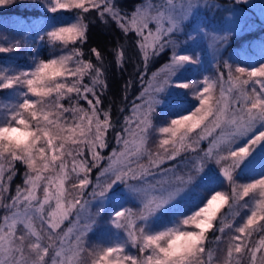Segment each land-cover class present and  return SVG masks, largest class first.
<instances>
[{
    "label": "snow or ice",
    "instance_id": "snow-or-ice-1",
    "mask_svg": "<svg viewBox=\"0 0 264 264\" xmlns=\"http://www.w3.org/2000/svg\"><path fill=\"white\" fill-rule=\"evenodd\" d=\"M14 2L0 0V6ZM199 2L146 0L128 13L114 0H52L49 8L52 12L71 9L81 12L77 23L48 32L46 38L49 43L60 41L67 46L77 40L85 41L87 24L81 13L96 9L102 20L107 14L125 34L135 33L145 68L166 48L172 49L173 54L171 63L165 64L147 81V87L137 98L141 103L133 104L131 115L124 117L119 130L118 122L111 118V109L100 107L108 85L101 70L104 63L102 53L95 47L90 49V53L95 55L98 64L85 62L81 58L84 53L73 48L67 54L49 60L55 65L54 73L42 78L46 65L40 62L35 71L21 73L0 84V89L15 85L27 88L22 103L4 109L6 118L0 124V129L12 133L7 143H0V209H3L0 264H86L85 256L91 259V264H218L213 245L219 247L224 242L226 229L231 231L227 233L226 255L222 264H241L242 256L248 258L249 264H264V223H259L264 221V178L248 184H240L235 179L241 163L264 142V131L254 135L246 146L234 147L239 140L253 134L258 125L264 124V67L248 71L233 69L223 63V68L228 70L227 76L218 69L215 78L175 84L177 88L189 90L197 106L160 129L172 137L179 133L174 142L169 139L159 141L161 147L171 143L170 148L164 147L163 152L153 154L148 147L153 133V116L161 102L160 94L173 86V77L183 64L196 62L190 56L176 54L177 45L172 35L180 30L181 22L188 18ZM119 47L117 63L123 66L125 53L123 45ZM11 50L0 48V52ZM62 77L72 79L58 82ZM37 81L39 87L36 86ZM131 86L132 81L129 80L125 91ZM217 89L219 95H215ZM29 93L40 99L32 103L28 99ZM53 94L54 98L45 99ZM65 99L68 100L67 106L61 103ZM81 100L87 103V109L81 106ZM123 110L120 109L121 112ZM201 125L200 132L190 135ZM24 126L36 135L26 151L19 147L21 143H28V138L22 136ZM110 130L114 131L113 139L119 149L107 157L109 163L97 176L91 196L103 200L115 185L123 184L139 199L140 208L124 209L112 219L113 226L126 234L127 245L136 249V254H129L125 246L89 248L86 243L96 218L93 215L85 217L91 201L83 199L84 190L92 183L91 169L99 167L104 159L98 149L107 147L106 134ZM209 137L208 148L201 149L200 142ZM85 149L91 159L86 157ZM188 152L195 155L192 157L194 174L189 173L187 179L179 175L176 168L155 171L165 160H175L181 153ZM145 157L147 164L142 163ZM187 159L179 161L177 167L179 164L187 167ZM17 161L25 168L23 183L16 186L13 196L8 197L6 193L16 176ZM211 162L219 167L230 192L216 191L204 207L184 219L185 231L195 239L187 249L170 251L173 249L171 238L177 230L148 235L142 223L183 193ZM149 176L159 178L149 180ZM66 184L70 185L69 189H66ZM250 194L253 195L248 205L245 198ZM218 201L235 205V208L229 207L234 217L246 207L249 214L239 227H233L226 218H221L217 229L219 235H215L205 247L206 233L213 228V220L219 210L213 205ZM73 213L72 226L58 231L63 221ZM188 226L198 231L190 230ZM253 234H258L257 240L251 239Z\"/></svg>",
    "mask_w": 264,
    "mask_h": 264
},
{
    "label": "trees",
    "instance_id": "trees-1",
    "mask_svg": "<svg viewBox=\"0 0 264 264\" xmlns=\"http://www.w3.org/2000/svg\"><path fill=\"white\" fill-rule=\"evenodd\" d=\"M114 2L120 9L131 13L137 5L144 4L146 0H114ZM157 2H162V0H157ZM263 2L264 0H200L195 10H193L195 12L181 22L180 30L172 35V39L175 40L177 45L175 49L176 53L178 50L190 47L188 31L191 27L190 24L196 21H201L205 25V32L209 35V45L206 44L207 53L196 58L197 64L193 67H180L173 77V86H169L160 94L159 99L161 102L156 107L153 116V133L148 145L149 150L153 151V154H155L154 149L160 146L159 138L155 145L150 143L154 139L158 127L163 125L165 121L173 119L176 115H181L180 112H184L187 108L197 106L196 101L191 96L192 94L185 92V89L175 87V84H179V81H192L195 77L200 78L204 71H208L216 77L218 69H222L225 76H227L228 70L223 68V63H227L233 69L243 68L248 71L264 67ZM51 6V0H15L14 3L0 6V48L13 49L11 51L0 52V65L30 68L31 65L35 66V64L42 61H49L52 53L59 51V47L67 53L73 48H79L84 53V56L81 58L85 62L90 61L93 64H98L99 62L96 60L95 55L90 53V49L95 47L102 53L104 63L101 70L105 73V83L108 85L107 91L101 97L102 104L100 107L111 109V118L113 122H118L117 130H119L123 124L124 117L131 115L133 104L141 103L137 98L141 95L144 88L147 87V81L152 79V74L159 72L165 64L171 62L172 49L166 48L158 56L153 57L145 68L143 58L139 54V45L135 33L130 32L125 34L107 14L102 20L96 9H90L88 13H81L82 17L85 18L84 23L87 24L85 41L81 42L77 40L75 44L70 42L67 46L57 41L50 46L46 34L55 28L69 24L75 19L78 20L79 13L81 12L79 9L52 12L49 10ZM234 11L238 12L237 14L242 21L235 26L234 30H231V28L227 30L225 24L234 14ZM219 38H221L219 42H215ZM120 45H123L122 50L125 53L123 66L117 63V52L121 50ZM205 64L207 68L199 70ZM141 76H143V80ZM129 80L132 81V86L125 91V85ZM85 82H89L87 78H85ZM250 87L251 85H249ZM3 91L4 89H0V100H4L7 97ZM215 95H219L218 89ZM61 103L67 106L68 100H62ZM80 104L87 109L88 106L85 101L81 100ZM122 108L124 110L121 112L120 109ZM65 115L67 116L68 114ZM202 127L203 125L191 135L200 132ZM261 131H264V124L258 125L253 134L239 140L234 147L239 149L246 146L254 135ZM113 136L114 131L111 130L106 134L108 140L107 147L98 149L104 159L100 161L99 167L91 169L89 175L92 183L84 190L83 199L91 201L85 217L93 215L96 218L94 227L89 232L93 234L97 232H94L96 228L111 229L109 219L112 211L116 208L123 207V209L131 208L135 210L141 207L139 199L126 189L123 184L115 185L103 200H99V197L93 199L91 196L97 176L109 163L107 157L111 155L113 150L119 149ZM209 139L211 137L200 142L201 149L206 150L208 148ZM167 147L170 148L171 144L167 145ZM85 155L88 159H91L87 155L86 149ZM194 155L191 152L181 153L175 160H165L159 166V169H155V171L159 172L166 168H176L177 173L187 179V175L193 173L192 157ZM185 157L188 158L186 161L188 166L179 164L177 167L178 162L185 160ZM147 162V157H145L142 163L147 164ZM16 168V176L10 182L9 190L6 193L8 197L13 196L16 186L23 183L24 165L17 161ZM158 178L153 176L148 177L149 180ZM261 178H264V142L257 145L251 154L241 163L235 177L236 181L240 184L252 183ZM69 188L70 185L66 184V189ZM197 191L198 196L195 194ZM216 191L227 193L230 192V188L228 182L220 174L219 167L214 162H211L203 173H200L193 179V182L183 193L164 206L166 210H162V208L159 210L157 218L163 219L171 217V215L177 218L179 215H176L175 213L177 212H174L177 209H181L185 215L190 209H194L201 202L204 203ZM189 193L193 197L188 195ZM252 195L250 194L249 197L245 198L248 201V205L251 204ZM230 206L236 207L235 205H231V202L228 205L220 203L216 218L213 220V228L206 233L205 247L209 246V241L213 240L215 235H219L217 229L220 226L219 222L221 218H226L228 222L233 224V227H239L246 222L249 214L248 208L240 209L239 215L234 217L229 212ZM74 215L73 213L72 216L65 220L58 231L67 230L74 220ZM2 216L3 209L0 210V218ZM146 222L142 223L143 227H145ZM259 223H264V221ZM253 227L256 226L254 225ZM229 231L231 230L226 229L224 242L219 247L213 245L216 249L215 255L218 258V264H222L223 258L226 255L227 233ZM122 233L126 236L123 231ZM251 239L257 240L258 234H253ZM241 264H249L246 256L241 257Z\"/></svg>",
    "mask_w": 264,
    "mask_h": 264
},
{
    "label": "rangeland",
    "instance_id": "rangeland-1",
    "mask_svg": "<svg viewBox=\"0 0 264 264\" xmlns=\"http://www.w3.org/2000/svg\"><path fill=\"white\" fill-rule=\"evenodd\" d=\"M185 2H186V0H185ZM263 4H264V2H263ZM193 10H195V7L192 9V11H191L189 16H191L195 12ZM237 13H238L237 11H234V14L231 16L230 19H228L227 23L225 24V28L227 30H229L230 28H231V30H234L236 28L235 26H237L238 24L241 23L242 19L240 18V16ZM77 22H78V20L75 19V20L71 21L69 24L61 26V27L70 26V25L75 24ZM190 26L191 27L189 28V31H188V34H189L188 38H189L190 47L186 48V49H183V50H178V52L176 54L178 56H190L196 61L197 57H201L205 53H207L206 44L209 45V40H208V36L209 35L205 32V25L201 21H196L194 23H191ZM150 27L154 28L155 25L150 26ZM58 28H60V27H58ZM55 42H57V41H55ZM53 43H50V46H52ZM193 52H194V54H193ZM62 54H67V52H64L62 50V48L59 47V51L58 52H53L52 53L51 59L58 58ZM38 64L39 63L35 64V66L31 65L30 68L10 67V66L6 67L5 65H0V77H4V79H0V81H1L0 84L4 83L7 79H11V78H14V77L20 75L21 73H25V72L30 73V72L35 71V69L37 68ZM195 64H197V61L195 63H185V64H183L181 66V68L186 67V66L193 67V66H195ZM206 68H207V65L205 64V65H203V68H200L199 70H205ZM205 77L215 78V76L210 74L208 71H204L200 78L195 77V78H193L194 80L189 81V82L179 81V84H181V83H189V84L196 83V82H199V81L203 80ZM63 79H69L70 80L71 77H69V78L68 77L58 78V82L60 80H63ZM262 79H264V78H262ZM3 92L7 95V97L4 100H0V124H3L4 120L6 118V112H5L4 109L6 107H11L13 105H18V104L22 103L23 102L22 98L24 97L25 93L27 92V88L24 87V86H21V85H15L13 88L4 89ZM185 92H190V91L185 89ZM52 98H54V94H53L52 97H46L45 99H52ZM28 99L32 103H35L40 98L32 96L29 93L28 94ZM194 108L195 107L187 108L184 112H180L181 115H179V116L176 115L173 119H177V118H180L182 115L188 114V112L190 110L194 109ZM173 119L165 121V123L163 125L158 127V129H157V131L155 133L154 139L150 142L151 144L155 145L158 138L160 140L169 139L171 142H174L178 138L179 133L177 134V137H172L169 134L162 133L160 131L161 128L169 126L170 121L173 120ZM197 129H199V128H197ZM194 132H196V129L194 130ZM37 146L39 147V144ZM164 147H167V146H163V147L157 146L154 149V151L155 152L156 151L163 152V148ZM197 193H198V191L195 193L198 196ZM188 195L193 197L191 193H189ZM208 199H210V197ZM206 201L204 203L201 202L197 207H194V209H192V210L190 209L188 213L185 212L186 213L185 215L182 213L181 209H177L174 212L182 214V215H180V214L175 213L176 215H179V216H177V218L172 216V215H171V217H166V218H163V219L157 218V214H159V211H157L145 223L146 224L145 225L146 234L155 235V234H158V233H160L162 231H165V230H168L170 228H173L174 226L178 225L180 223V221H182V220L186 219L187 217L193 215L200 208L204 207ZM220 203L221 202H219V201L216 202L213 205V207L214 208H218L220 206ZM52 206L54 207V203H52ZM120 206H122V205H120ZM0 210H2V209H0ZM122 210H124L123 207H118V208H116L115 210L112 211V214H111L110 219H109V223L111 225V229L110 230H108V229H100V228L97 229L96 228L94 230V232L97 231L96 233H94V234L92 232H91L92 234L88 233V235H87L88 237H86V243H87V246L89 248H92V247L108 248V247H112V246H125L126 251L129 254H136V249H134V248H132V247L127 245V237L122 233V230H119V229L115 228L113 226V224H112L113 217L116 215L117 212H120ZM162 210H166V208L163 207ZM168 211H170V210H168ZM74 219H75V215H74ZM69 226L71 227L72 223ZM188 227L190 228V230L198 231V229H194L191 226H188ZM84 260H85L86 264H91V259L89 257L85 256Z\"/></svg>",
    "mask_w": 264,
    "mask_h": 264
},
{
    "label": "clouds",
    "instance_id": "clouds-1",
    "mask_svg": "<svg viewBox=\"0 0 264 264\" xmlns=\"http://www.w3.org/2000/svg\"><path fill=\"white\" fill-rule=\"evenodd\" d=\"M43 63L46 65V68L44 72L41 74L42 78L49 75L50 73L55 72V65H53L50 61L43 62ZM36 86L39 87L38 81L36 83ZM49 86L51 87L52 85L49 84ZM11 135L12 133H10L7 129H0V143H7ZM22 136L28 138V143L27 144L21 143L19 147H20V150L26 151L29 147L32 146L33 141L36 139V135L27 126H24V131L22 133ZM13 147L15 148L16 145H13ZM183 221L184 220L180 221L178 225L174 226L173 228H170V229L177 230L175 236L171 238L173 249H170V251L179 250V249H187L188 247L191 246V244L193 243L195 239V237H193L192 235H190L188 232L185 231L186 226L184 225ZM170 229L162 231V232H167Z\"/></svg>",
    "mask_w": 264,
    "mask_h": 264
}]
</instances>
